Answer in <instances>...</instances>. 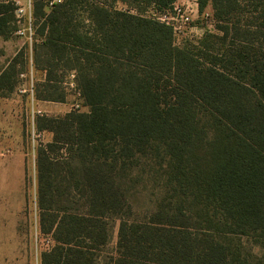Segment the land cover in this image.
I'll return each mask as SVG.
<instances>
[{
    "label": "trees",
    "instance_id": "1",
    "mask_svg": "<svg viewBox=\"0 0 264 264\" xmlns=\"http://www.w3.org/2000/svg\"><path fill=\"white\" fill-rule=\"evenodd\" d=\"M177 1L33 0L35 99L64 103L73 73L87 108L34 119L52 135L35 158L39 231L53 242L40 264H264V0H198L221 35L182 47L141 14ZM13 12L0 0L1 38ZM16 66L0 71V97ZM147 185L153 206L135 210Z\"/></svg>",
    "mask_w": 264,
    "mask_h": 264
},
{
    "label": "rangeland",
    "instance_id": "2",
    "mask_svg": "<svg viewBox=\"0 0 264 264\" xmlns=\"http://www.w3.org/2000/svg\"><path fill=\"white\" fill-rule=\"evenodd\" d=\"M176 3L190 8L192 21L189 35L179 38L174 45L196 44L206 34L221 35L210 4L199 12L198 0H178ZM151 13L152 9L147 8L141 14L150 16ZM9 39L8 50L14 56L4 59L0 49V71L8 65V60L17 56L18 74L14 90L7 97H0V264H40V254L53 242L39 231L35 158L39 144L50 142L52 137L47 132H37L34 119L38 114L61 117L72 110L86 112L87 108L67 85H63L66 93L64 103L36 100L29 85L32 83L34 88L43 74L33 65V52L18 38L11 36ZM65 82H68V77ZM22 89L27 91L22 93ZM155 194L152 185H147L133 195L130 203L135 210L144 212L153 206ZM116 229L117 222L108 249L115 245ZM243 242L254 255L260 256L258 246L245 239Z\"/></svg>",
    "mask_w": 264,
    "mask_h": 264
},
{
    "label": "built area",
    "instance_id": "3",
    "mask_svg": "<svg viewBox=\"0 0 264 264\" xmlns=\"http://www.w3.org/2000/svg\"><path fill=\"white\" fill-rule=\"evenodd\" d=\"M65 0H44L45 8L50 10L55 5L63 3ZM5 3H11L14 6V31L12 36L18 38L22 41L24 46L31 48L33 45L42 42V39L37 35L35 19L33 15V0H4ZM152 13L148 17L152 20H155L167 27H169L173 34L174 44L179 42V38H185L189 35L191 18V10L187 5L173 3L169 8L157 11L154 6L150 7ZM135 14L136 12L131 11ZM176 46V45H175ZM33 70V66H32ZM74 75L71 73L68 76L67 86L70 89H73L77 96L80 97L79 92L76 91L75 85L73 83ZM31 94L33 93V84L29 85ZM27 90H20L24 93ZM75 108H78V104L74 105ZM38 113V112H37Z\"/></svg>",
    "mask_w": 264,
    "mask_h": 264
},
{
    "label": "crops",
    "instance_id": "4",
    "mask_svg": "<svg viewBox=\"0 0 264 264\" xmlns=\"http://www.w3.org/2000/svg\"><path fill=\"white\" fill-rule=\"evenodd\" d=\"M180 1V0H179ZM10 38V37H9ZM9 38H1L0 37V49H2L3 50V54L1 55V57L2 58H4V59H6V57H10V59H11V57H13L14 56V54L12 53V52H10L9 53V50H8V48H9V46H10V39ZM7 60V59H6ZM10 62V60H8V62H7V64ZM3 70V69H2ZM1 70V71H2ZM11 101H14V100H11ZM14 110H16V109H14ZM44 132H46V131H44ZM47 133H49V132H47ZM49 135H51V133H49ZM51 137H52V135H51Z\"/></svg>",
    "mask_w": 264,
    "mask_h": 264
}]
</instances>
